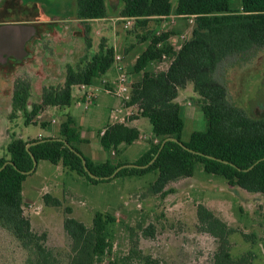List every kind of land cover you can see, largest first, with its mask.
<instances>
[{
    "label": "rangeland",
    "instance_id": "374dc122",
    "mask_svg": "<svg viewBox=\"0 0 264 264\" xmlns=\"http://www.w3.org/2000/svg\"><path fill=\"white\" fill-rule=\"evenodd\" d=\"M178 1L172 0L171 15L151 18L147 26L142 27L136 24L135 19H122V0H106L108 18L90 22L94 26L91 25L88 34L87 28L73 14L76 0H26L30 10L26 17L21 13L14 14L24 9L22 0H2L0 23L44 19L36 24L37 36L26 46L29 62L26 60V65L22 63L20 68L16 63L10 64L8 69L5 66L4 73L12 71L15 82L22 79L30 83L35 77L47 75L50 76L46 82L48 87L53 83L59 86L62 70L66 72L69 62L75 68H83L85 59L99 52L103 40L108 43L117 37L126 39L127 46L137 43L141 54L151 42L159 39L158 48L165 51L161 60L151 63L148 70L160 73L164 66H171L176 54L193 37L197 28L195 16L175 14ZM232 7L237 9L238 2H234ZM128 21L132 23L126 27ZM102 28L106 31L95 33ZM87 38L94 49L87 48ZM53 60L64 63L63 69L50 65ZM129 75L136 73L132 69ZM215 79L226 88L232 106L254 120L264 118V48L226 58L219 65ZM138 80L137 76L130 78L133 85ZM12 89L13 84H9L8 79L0 78V158L8 157L6 142L12 138V131L18 123L16 118H22V124L25 123V115L22 112L14 114L10 106ZM180 90L183 91L179 105L185 119L182 140L188 142L194 132L206 131L208 124L201 111L202 100L193 83L188 82ZM39 92L40 87L36 89V93ZM37 97L40 99L39 95ZM37 97L34 95L31 103ZM69 111L76 116L86 113L83 108L75 106ZM54 116L51 118L59 122L65 119L63 112L55 111ZM36 120L37 117L33 124ZM149 129L152 132L150 122ZM32 131L38 129L32 126ZM140 154V146H131L121 159L135 160ZM157 176V172H152L141 177H120L111 182L92 184L84 177L64 172L63 168L58 170L55 164L43 160L38 170L23 182L25 216L31 220L35 233L47 235V247L63 264H69L73 254L72 239L64 229L65 219L73 217L92 229L97 212L112 215L117 222L110 227L112 248L95 264H141L135 255L129 256L135 245L143 255L151 256L159 264H226L219 252V239L207 232L199 221L198 207L204 205L233 230L229 237L233 260L246 259L250 264H264L263 194H251L231 187L221 176L207 173L201 163L196 164L193 177L171 182L166 188L169 191L166 196L150 192ZM46 195L59 199L61 206L46 204ZM67 208L72 209V214H67ZM140 226L153 227L154 236L143 235ZM35 262L32 252L23 248L7 229L0 226V264Z\"/></svg>",
    "mask_w": 264,
    "mask_h": 264
},
{
    "label": "trees",
    "instance_id": "16d2710c",
    "mask_svg": "<svg viewBox=\"0 0 264 264\" xmlns=\"http://www.w3.org/2000/svg\"><path fill=\"white\" fill-rule=\"evenodd\" d=\"M1 1V0H0ZM77 19L91 32L90 22L108 18L106 0H76ZM122 18H133L137 25L146 27L151 18L167 17L173 12L172 0H122ZM238 2L239 7H232ZM179 16H195L197 28L193 37L176 54L168 71L153 73L148 70L151 63L160 61L164 48H158L155 39L140 55L134 66L136 74L142 73L139 83L132 86L131 104H138L141 116L152 125L157 143L145 152L135 163L146 166L159 154L161 145L168 141L155 162L148 168H125L115 178L96 180L88 175L83 165L85 159L91 173L97 177H110L128 163H114L110 158L95 164L79 148L84 141L71 117L60 129V137L44 138L27 150V145L39 140L26 142L13 138L7 146L8 157L0 158V226L7 229L23 248L32 252L35 264H63L55 252L47 247V235L37 234L31 220L25 216L23 182L34 167L32 155L39 161L62 164L63 167L86 178L92 184L111 182L120 177H141L157 172L156 181L150 192L168 195L167 186L174 181L194 176L196 164L204 170L221 176L231 187H238L253 194H264V118L254 120L244 111L232 106L227 98L226 88L215 79V73L223 60L245 54L255 48H264V0H179L175 9ZM88 37V36H87ZM166 38V37H165ZM161 40V39H160ZM164 40V39H163ZM88 47L91 40L86 39ZM115 50L106 40L100 44L97 54L85 59L83 68L66 67L64 85L44 87L40 104L28 110L31 83L16 80L13 92L14 114L22 112L25 124L48 106L59 108L72 104L73 87L91 86L113 66ZM192 82L200 96L201 111L207 120L206 131H196L188 142L182 140L185 119L176 99L179 90ZM35 124V123H34ZM140 132L124 124L108 126L100 137L101 146L109 155L117 153L122 144L131 145L139 140ZM73 150H71L67 144ZM32 154V155H31ZM82 156V157H81ZM253 167V168H251ZM46 204L61 206V201L45 196ZM67 214L72 209L67 208ZM201 225L207 232L219 239V252L226 264H250L246 259L233 260L230 253L229 237L233 230L204 205L197 212ZM117 219L109 214L97 212L93 228L73 217L64 221V229L72 239V258L69 264H95L112 248L110 227ZM143 235L154 236V228L139 227ZM132 232L135 229H131ZM135 255L141 264H159L151 256L132 247L130 257Z\"/></svg>",
    "mask_w": 264,
    "mask_h": 264
},
{
    "label": "crops",
    "instance_id": "0c3cea01",
    "mask_svg": "<svg viewBox=\"0 0 264 264\" xmlns=\"http://www.w3.org/2000/svg\"><path fill=\"white\" fill-rule=\"evenodd\" d=\"M2 1V0H1ZM0 1V2H1ZM24 2L23 5L24 9L19 10L15 12V15L23 14L24 17H26L30 11L29 8L26 5V0H22ZM6 11V10H4ZM75 13L74 16H76L77 19V7L74 9ZM175 11V10H174ZM67 13H69L67 11ZM3 15V11H0V16ZM124 19V18H122ZM44 19H32L28 18V20H14L13 22L9 23H0V30L5 27H16V28H23V29H29L32 34L29 37V39L25 42L22 50V55L18 56L16 55L17 49H7L3 46H1L0 43V78L8 79L9 84H13V89L11 91V97H10V106L13 111V92H14V85H15V74L11 72H7V74L4 73L5 66H11L12 63H16L18 67L22 66V63L26 65V60H28V57H26V46H28L31 43V39H35L37 36V26L36 24L40 21H43ZM103 21L106 19H100V20H93L91 22H97V21ZM78 21V19H77ZM79 22V21H78ZM4 23V24H2ZM94 26V24H90V26ZM104 29V30H103ZM106 28H102L100 30H96L95 33H101L106 31ZM94 32V30H93ZM104 34V33H103ZM105 36V35H104ZM92 37V36H91ZM94 39V36H93ZM126 39H122L120 37H117L113 40H109L108 43L111 47L115 50V57H114V63L111 69L103 75L101 78L95 79L93 84L91 86H76L73 87V98H72V104L69 107L65 108H59L55 106H48L41 110V112L37 116V120L35 121V124L26 125L25 123L22 124V118H16L18 120L17 126L12 131V138H21L24 141H34V140H42L44 138H58L60 137V129L61 124L68 118L71 117L75 123V127L78 129L81 139L84 141L79 145L80 150L82 153L88 157L91 161H93L95 164L106 162L109 158L113 160L114 163H128L133 164L135 163L145 152H147L152 146L151 142L155 144L157 140H155L154 134H153V128L152 132H150L149 129V120L147 118H144L141 116V110L138 104H131V93H132V86L130 78L136 77L139 79L137 83H139L142 79V73L136 74V75H129V71L132 69L134 70V66L136 64L137 59L140 57L141 53L138 52V45L137 43H131L129 46H127ZM134 44V45H133ZM136 44V45H135ZM89 48V47H87ZM94 49L92 46L90 49ZM147 48H145L146 50ZM87 50V49H86ZM121 57V65L124 68L122 71L118 69V63L115 61L116 57ZM3 59H5L3 61ZM29 60L27 61V63ZM32 61H30L31 63ZM50 65L54 66L55 68L58 67H64V63H58L55 60L52 61ZM69 65L73 66L72 62H69ZM11 64V65H10ZM16 69V65L14 66ZM170 67V64L168 66H164L163 70L161 72L168 71ZM63 74L61 75V79H59V84L64 85L66 82V72L63 69ZM122 72H125L129 78L128 85L130 87V99L127 100L123 96L117 94L118 87L120 85L119 79ZM5 74V75H4ZM50 78V76L45 77H35L31 79V91H30V98L28 101V110H32V105L34 104H40L42 101V91L44 87H48L49 83H46L47 80ZM135 83V84H137ZM109 84V87H106V85ZM12 86V85H11ZM50 86H58L53 83ZM40 87V94L36 93V89ZM183 90L179 91V96L176 99V102L179 103L180 101V95L182 94ZM40 96V99L37 97L35 99L34 103H31L33 96ZM72 106H75L77 109L83 108L85 110V114L83 115H73L72 112L69 110ZM63 112L65 113V119L62 122L57 121L56 118H51V116H54V112ZM183 111V110H182ZM70 112V113H69ZM25 122V121H24ZM45 122H51L50 124H46ZM104 124L102 125V123ZM115 124H124L128 127L135 128L140 132V138L139 140L135 141L131 145H125L122 144L117 153H113L112 155H109L103 147L101 146L100 137L104 134L106 128L108 126H112ZM101 125V126H100ZM32 126L38 129V131H32ZM99 126V127H98ZM9 140L6 142V146L12 141ZM151 140V141H149ZM131 146H140L141 147V154L138 156L135 160H122L121 156H123L126 152L128 147ZM9 158V157H8ZM43 161V160H42ZM132 161V162H131ZM41 161L38 162V166L36 171L38 170V167H40ZM56 167L59 169L63 168L64 172H71L70 170L66 169L62 166V164L56 165ZM35 171V172H36ZM34 172V173H35ZM76 174V173H75ZM253 194V193H251ZM264 195V194H263ZM25 199L23 194V200Z\"/></svg>",
    "mask_w": 264,
    "mask_h": 264
},
{
    "label": "water",
    "instance_id": "95a60500",
    "mask_svg": "<svg viewBox=\"0 0 264 264\" xmlns=\"http://www.w3.org/2000/svg\"><path fill=\"white\" fill-rule=\"evenodd\" d=\"M32 32L29 30V29H23V28H16V27H5V28H2L0 30V43H1V46L7 48V49H10V48H14V49H17V53L16 55L20 56L22 55L23 53V46L25 44V42L29 39V37L31 36ZM168 141H175V142H178L177 139L175 138H168L166 140L163 141L162 145H161V148H160V151H159V154L160 152L162 151V149L164 148L165 144L168 142ZM43 142L42 140H39L38 142L36 143H30L27 145V150L29 151L30 147L35 145V144H38V143H41ZM67 144V143H66ZM67 146L73 150V148L67 144ZM158 154V155H159ZM32 155V154H31ZM158 155L155 157V159L149 163L148 165L146 166H138V165H135V164H127V165H124V166H121L119 167L115 173H113L110 177H97L95 176L93 173H91L87 167V164H86V161L85 159L82 157L83 159V165H84V168H85V171L88 173V175L90 177H92L93 179H96V180H110V179H113L116 177V175L123 169L125 168H148L150 165H152L156 158L158 157ZM32 158H33V162H34V167L31 171L29 172H24L25 175H31L33 174L36 169H37V166H38V161L36 160V158L32 155ZM8 164H14L12 162H8L4 165V167L0 170H3ZM253 168V167H251Z\"/></svg>",
    "mask_w": 264,
    "mask_h": 264
},
{
    "label": "built area",
    "instance_id": "2783aa9c",
    "mask_svg": "<svg viewBox=\"0 0 264 264\" xmlns=\"http://www.w3.org/2000/svg\"><path fill=\"white\" fill-rule=\"evenodd\" d=\"M132 19L133 18H127V20H131V21ZM131 21L127 22L126 27H128V25L132 23ZM115 61L118 63V66H117L118 69L122 71L124 68L121 65V57L120 56L116 57ZM128 82H129L128 75L125 72H122L120 75V79H119L120 85L118 87L117 94L123 96L127 100L130 99V95H129L130 87L128 85Z\"/></svg>",
    "mask_w": 264,
    "mask_h": 264
}]
</instances>
